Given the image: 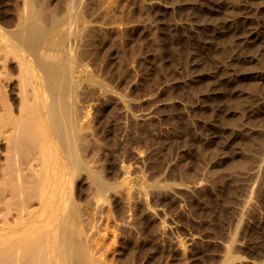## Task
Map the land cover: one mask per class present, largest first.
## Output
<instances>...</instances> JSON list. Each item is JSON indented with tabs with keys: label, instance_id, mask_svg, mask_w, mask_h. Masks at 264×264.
<instances>
[{
	"label": "rangeland",
	"instance_id": "374dc122",
	"mask_svg": "<svg viewBox=\"0 0 264 264\" xmlns=\"http://www.w3.org/2000/svg\"><path fill=\"white\" fill-rule=\"evenodd\" d=\"M31 65L62 264H264V0H0V183Z\"/></svg>",
	"mask_w": 264,
	"mask_h": 264
},
{
	"label": "bare ground",
	"instance_id": "6f19581e",
	"mask_svg": "<svg viewBox=\"0 0 264 264\" xmlns=\"http://www.w3.org/2000/svg\"><path fill=\"white\" fill-rule=\"evenodd\" d=\"M24 64H25V62H24ZM24 64H22V65H24ZM42 72L43 71H41L40 66L36 67L35 65H33L30 68H27V67L24 68L22 66V69L19 71V76L17 78L18 79L17 83L19 84L18 86L20 87L22 93L24 92L23 93L24 97L22 99L23 103L21 104V107L19 110L21 113V115H20L21 119L19 121H16L15 118H13L14 120H11V124L9 126L11 130L9 128H7L9 131L5 130V131H7V133L9 132V135L7 133L4 134L6 137V142L7 141L10 142V143H8V142L6 143V144H8L7 150L10 148H14V146H16V150L18 151L20 156H17V154H18L17 151L10 152V151H13V149L9 150V152L7 151L6 166H5L6 169L4 170V168H3L2 169L3 171L1 170L2 171L1 177H2V175L5 177L6 173H8L7 176H9V177L6 176L5 178H7V179H5L3 177L5 179V180L4 179L3 180L7 184V185H5L6 189L9 191V192L7 191V193L11 196V199L13 201V205H15V207L11 208V206L8 205L10 203H7V207L9 206L7 208L6 204H5L6 199H5V201H3L4 197L2 198V195L0 196V199H2L4 204L2 202H0V203H2L6 207L5 209H7V210L10 208L12 209V210L10 209L9 211L6 210L7 212H4L5 211L4 206L2 205L3 206L2 207L0 204L1 208L3 209L2 210L0 208V211H3L2 213H0V216L1 217L4 216L3 217L4 221L1 219L3 222L1 221L0 226L1 227L6 226V225L10 226V223L8 222L7 214L9 215L10 212L12 211L14 218L12 217L11 225H12V223H13V226L16 224H18V226L20 225L21 231L19 233H15L13 231V233L7 234V235L0 234V264H59L61 259L63 258V253H62V255L59 253L62 256L61 259H60V257H58L59 254L57 255L58 252L62 251L60 249L58 250V248L59 247L61 248V246H58V244L60 245V243H58L60 240L59 239L60 236L58 237L60 232H59V234L57 233L58 231H60L62 226L59 227L60 229L58 228V231H57V227H56L57 224L55 223V221L61 212L60 206L62 205V201L64 200L63 199L61 201L60 193L63 189V185H64V182L66 180V176L64 175V171H60V172L58 171L59 164L54 162V163H56L55 171L57 170L59 173H57V171H56V172H54V173H56L54 175L53 172H51V174H53L54 176H51L49 179L48 178L46 179V177L44 176V179L39 184L38 182H36V178H35L39 174V172H37L38 168H37V171L33 170L36 161H38L37 162L38 164L37 163L36 164L40 166L39 160H41V161L45 160V163H44L45 165L42 164L41 167L38 166L40 168L39 171L44 170V168L45 169L50 168L52 165L47 166L48 162L46 160H50L52 162L53 158L56 157L54 155L56 153L58 154V151H57L58 146L57 147L55 145L49 146V147L47 146L52 139H51V136L44 129V126L42 125L43 123L41 122L43 119L38 114V110L36 109V106H37V104H36V100H37L36 93H37V91L36 90H37V86L39 85L38 84L39 78L41 76H43ZM29 94L31 95V99H30ZM34 96L36 97V100H35ZM28 97H29L30 101H29V99H27ZM40 97H41V95H40ZM38 100H40V98ZM28 101L30 102L29 104L27 103ZM31 102H33V103H31ZM5 131H4V133H5ZM25 138H27L28 140H26ZM21 140H23V142H22L23 144H24V140L26 141L25 142L26 144L28 143L27 145L24 144L28 147V150H27V147L25 149L24 148L25 146H23V145H21V146H23L22 148H20V147L17 148V145L19 146V142H21ZM22 149L24 151L27 150V156H23L25 153H23ZM19 151H22L23 155ZM8 153L13 154L12 155L13 158ZM14 154H16V155H14ZM14 156H16V158L18 157L16 162H19L26 157H27L26 159H30L29 160L30 162L26 159L24 160L25 162L23 160H22L23 162L22 161L21 162L23 164L27 163L26 164L27 167L30 165L28 167V169H30V167L33 166L32 169H30L33 172L30 170H28L29 171L28 172L26 170V166L23 164L22 165L25 166L24 170H23V168L21 170H19L20 167L19 166L17 167L18 170L20 171L19 172L20 176L23 175L22 177L25 178L24 182L26 181L25 183H27V184H25L24 182H16L17 180H20V179L19 178L16 179L17 178L16 174L18 173V171L16 168L17 165L15 163L16 159L14 160ZM20 158H21V160H20ZM10 160H12L14 162L10 163L11 162ZM59 160H60V158H59ZM54 161H56V160H54ZM41 163H43V162H41ZM9 164H11V167H8V166H10ZM7 168H8V171L10 170L9 172L7 171ZM12 169L13 170L15 169L17 172L15 170H14L15 172H13ZM34 169H36V168H34ZM21 171H22V173H25L26 175L22 174ZM11 172H13V173H11ZM11 174H14L13 175L14 177ZM19 174H18V176H19ZM28 174H29V176H28ZM25 176L26 177L28 176V179H30V177L32 178V179H30V182H27L28 179H26ZM41 176L42 175L40 174V176L37 177V178H39L38 181L41 180ZM24 178H22V180H20V181H23ZM67 179H68V177H67ZM14 180H15V182H14ZM68 181H70V179ZM4 182H2V183H4ZM2 183H0V184H2ZM2 185H0L1 186L0 189H2V190H0L1 193L4 191V188H2ZM65 186H66V182H65ZM68 186H69V184H67V186H66L67 189H69ZM3 187H4V185H3ZM64 191H66V190H64ZM48 194L50 195V197L47 196ZM21 195H22V197H20ZM3 196H5V195H3ZM62 197H63V194H62ZM5 198H6V196H5ZM19 198H22V199H19ZM14 199H15V201H14ZM10 205H12V204H10ZM13 209H14V211H13ZM4 213H7L6 218H5ZM65 213L67 214V210ZM12 214H11V216H12ZM59 217H61V215ZM42 218H44L46 220L48 218V220L50 222H47V223H51V220H52V223L44 225L43 222L41 221ZM10 219H11V217H10ZM46 220H45V222H46ZM61 222L57 226H60ZM79 232H77V233H79ZM82 233H81V235L83 236ZM78 237H79V234H78ZM56 245L58 246V248L56 247ZM57 260H60L59 263L57 262ZM60 264H62V261Z\"/></svg>",
	"mask_w": 264,
	"mask_h": 264
}]
</instances>
